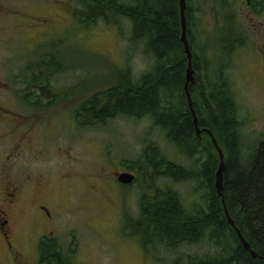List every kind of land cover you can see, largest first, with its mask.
Returning <instances> with one entry per match:
<instances>
[{
  "label": "rangeland",
  "instance_id": "rangeland-1",
  "mask_svg": "<svg viewBox=\"0 0 264 264\" xmlns=\"http://www.w3.org/2000/svg\"><path fill=\"white\" fill-rule=\"evenodd\" d=\"M74 2L34 0L33 26L24 34L14 30L13 22L0 18L3 78L8 79V62L18 59L19 65L24 61L32 64L33 81L41 79V70L44 73V102L38 91L31 98L33 104L43 108L27 111L32 114L33 125L22 149L28 155L23 160L0 162V198L7 181L15 180L24 186L25 211L18 219L22 244L36 227L31 205L38 200L44 203L45 194L50 206L64 211L54 240L70 264H188V257L217 256L206 244L185 246L176 252L165 248L149 250L128 229L126 222L140 217V202L143 193L149 192L148 182L139 178L136 185L122 187L116 181L117 174L134 167L151 143L173 161H187L149 119L120 117L103 127L79 125L76 111L82 104L119 83V77L126 72L137 82L151 62L144 56L142 46L132 45L131 23L127 19L120 27L102 22L82 25L74 18ZM25 4L29 6L28 1ZM202 11L195 19L208 43L232 34L242 44L233 53L225 76L240 106L244 151L249 153L264 137V0H205ZM213 51L209 47V57ZM0 103L5 105L1 99ZM4 165L13 170L12 174ZM30 179L42 180L38 188L41 194L37 195V183H29ZM175 187L192 209L197 203L191 185ZM30 244L33 242L27 241L24 246L25 260L38 264V255L34 248L29 249ZM0 264H13L2 242Z\"/></svg>",
  "mask_w": 264,
  "mask_h": 264
},
{
  "label": "trees",
  "instance_id": "trees-1",
  "mask_svg": "<svg viewBox=\"0 0 264 264\" xmlns=\"http://www.w3.org/2000/svg\"><path fill=\"white\" fill-rule=\"evenodd\" d=\"M204 2L187 0V36L196 78L189 91L200 128L213 133L225 155L226 208L257 258L244 248L226 218L216 188L219 155L212 139L196 133L185 91L188 57L182 42L180 0H75L73 15L82 25L102 22L120 27L127 19L132 45L142 46L151 62L137 82L126 72L119 83L93 95L78 108L76 118L81 127L89 128L103 127L120 117L149 119L187 161H173L151 143L135 166L128 167L137 172L138 179L148 182L149 192L141 198L139 219L126 222L146 249L176 252L185 246L206 244L217 256L188 257V264H264V137L245 153L244 120L225 76L233 53L242 44L232 34L217 37L214 45L208 43L198 31L196 20L203 13ZM209 47L214 48L210 57ZM41 80L36 78L33 85L40 87ZM180 184L191 185L197 203L192 209L175 187ZM59 248L55 240L42 242L41 260L70 264Z\"/></svg>",
  "mask_w": 264,
  "mask_h": 264
},
{
  "label": "flooded vegetation",
  "instance_id": "flooded-vegetation-1",
  "mask_svg": "<svg viewBox=\"0 0 264 264\" xmlns=\"http://www.w3.org/2000/svg\"><path fill=\"white\" fill-rule=\"evenodd\" d=\"M23 1V4L19 3ZM26 1L29 2V6H26ZM33 1L34 0H0V18L10 20L15 24L14 30L24 34L27 28L29 29L33 26V15L31 13ZM24 43H26V41ZM25 45H27V43ZM17 61H20V59L16 60L14 63L8 62L10 65L8 69V79L3 78L2 71L0 72V99L6 105L0 103V162L19 161L23 160L21 159L22 157H27L28 153H25V148L22 149V147L26 145L28 135L31 134L30 130L33 125L31 123L32 114L28 115L27 111L28 109H33L37 112L38 109L43 108V106L40 107L33 104L31 98L33 92L35 93V91H38L41 102H44V73L41 75L43 80L40 88L37 85H33L32 64L24 61V64L19 65L20 62L17 64ZM6 99H8V102H6ZM24 108H26V111H23ZM20 110L24 113H21ZM10 140L13 141L7 146L5 143ZM26 147L31 151L29 146ZM21 150H23V152H21ZM15 167H17V165ZM4 168L7 170L8 174H12L13 170L11 171L8 165H4ZM126 172L127 171H123L117 174L116 181L118 184L122 187L136 185L138 182L137 172L129 169L128 172L135 175L133 184L123 185L119 182V176ZM67 177V179H70V176ZM41 182L42 180H29V183H37V195L41 194L38 189L42 186ZM23 190V184L17 183L15 180L7 181L6 184L2 186L3 197L0 198V242L3 243L6 251L9 253L11 263L13 262V264H28V261L25 260V254L27 252L25 247L27 241L29 243L33 242L32 245H29V249L34 248V250H36L37 257L39 258L37 263L48 264L46 261L43 262L41 260V245L42 242L45 243L48 240H54L56 232H58L60 228L59 219L64 211L50 206V202L46 201L47 196L45 194L44 203L39 202V200L33 203L30 212L36 230L34 229V231H32L26 244L23 245L20 238L22 234L20 236L18 227L19 215L21 212L25 211L23 207ZM27 208L28 207H26V209Z\"/></svg>",
  "mask_w": 264,
  "mask_h": 264
},
{
  "label": "water",
  "instance_id": "water-1",
  "mask_svg": "<svg viewBox=\"0 0 264 264\" xmlns=\"http://www.w3.org/2000/svg\"><path fill=\"white\" fill-rule=\"evenodd\" d=\"M180 8H181V21H182V42L184 44L185 52H186L187 57H188V70H187V76H186L185 91H186L188 105H189L190 111H191L193 118H194L196 133H197V136L200 138H201L202 134L206 133L212 139L213 145H214V147H215V149L219 155V169H218L217 174H216V188H217L219 196L222 197V203L224 205L226 218H227L230 226L236 231V233H237L241 243L243 244L244 248L251 253L253 258H257L258 257L257 254L254 251H252L250 245L246 242V240L244 239L242 234L236 228L235 223L232 220V218H231V216H230V214L226 208V204H225V201L223 198V191H224L223 177H224V172L226 169L224 152L221 149V147L219 146V144H218L216 138L214 137L213 133L209 130L201 129L199 126V119H198V116L196 115V111L194 108V101H193L192 95L189 91V87L196 84V78H195V72L193 69V54L191 52V48H190V44H189L188 36H187V17H186L187 0H180ZM134 180H135V175H133L129 172L123 173L119 176V182L123 185H131V184H133Z\"/></svg>",
  "mask_w": 264,
  "mask_h": 264
},
{
  "label": "bare ground",
  "instance_id": "bare-ground-1",
  "mask_svg": "<svg viewBox=\"0 0 264 264\" xmlns=\"http://www.w3.org/2000/svg\"><path fill=\"white\" fill-rule=\"evenodd\" d=\"M208 135V134H207ZM215 148V147H214Z\"/></svg>",
  "mask_w": 264,
  "mask_h": 264
}]
</instances>
